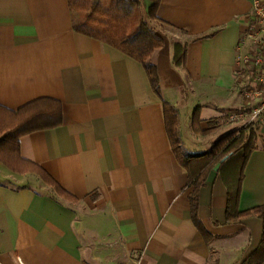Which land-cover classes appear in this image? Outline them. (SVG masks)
<instances>
[{"label":"crops","instance_id":"0c3cea01","mask_svg":"<svg viewBox=\"0 0 264 264\" xmlns=\"http://www.w3.org/2000/svg\"><path fill=\"white\" fill-rule=\"evenodd\" d=\"M255 1L159 0L155 92L140 62L73 30L67 0H0V107L17 112L46 99L61 112L58 125L19 136V157H0V264H115L135 255L140 264H240L257 247L261 218L226 219L224 179L234 163L204 174L194 223L163 106L177 110L190 153L239 128L223 115L242 104L235 54ZM150 3L142 0L144 9ZM175 42L185 45L181 66ZM255 126L239 183L243 212L264 205V119Z\"/></svg>","mask_w":264,"mask_h":264},{"label":"trees","instance_id":"16d2710c","mask_svg":"<svg viewBox=\"0 0 264 264\" xmlns=\"http://www.w3.org/2000/svg\"><path fill=\"white\" fill-rule=\"evenodd\" d=\"M159 0H151L144 9L142 0H67L71 15L72 28L75 32L104 42L127 56L140 62L150 80L155 92L159 91L158 77L154 64L150 61L153 52L164 43V38L156 32L151 21L156 22L155 12ZM173 63L181 66L184 62L185 45L174 43ZM46 99H38L11 112L0 107V157L18 156V138L25 132L56 126L61 121V112L58 104ZM39 104V105H38ZM43 104L46 106L43 107ZM164 115L167 133L170 137L172 149L180 164L188 172V186H192L190 202L192 218L199 226L195 216L197 189L203 183L204 174L210 171L221 158L227 156L219 165L218 171L228 163L239 165L237 172L230 177H224L227 187L226 219L234 221L238 217L255 215L262 219V235L257 247L240 264L264 263V205L239 211L237 198L242 167L249 153L255 145L246 132L253 124L247 127L231 130L221 135L205 152L190 153L180 145L177 131V110L170 104L164 103ZM41 110H46L41 113ZM54 111V118L50 120L48 114ZM47 118L49 121L46 122ZM8 166L11 164L6 161ZM59 193H64L53 184ZM212 264H217L213 261Z\"/></svg>","mask_w":264,"mask_h":264},{"label":"built area","instance_id":"2783aa9c","mask_svg":"<svg viewBox=\"0 0 264 264\" xmlns=\"http://www.w3.org/2000/svg\"><path fill=\"white\" fill-rule=\"evenodd\" d=\"M253 14L254 24L241 36L235 54V80L242 104L228 114V119L247 116L251 121L264 119V5L259 0L253 3ZM243 46L245 50L241 49ZM115 264H140V258L135 255Z\"/></svg>","mask_w":264,"mask_h":264},{"label":"rangeland","instance_id":"374dc122","mask_svg":"<svg viewBox=\"0 0 264 264\" xmlns=\"http://www.w3.org/2000/svg\"><path fill=\"white\" fill-rule=\"evenodd\" d=\"M232 112H226L223 116L225 117V120L226 122H228L229 124H239V130H241L242 128L244 127H247L249 124H253V126H251L248 131V129L246 130V132L249 134V136L251 137L253 143H255L257 141V137H258V133H257V129H258V126H255L258 124V121H251L248 119V116L247 117H237L235 119H228L229 116L228 114L230 115ZM223 118V117H222ZM248 121V122H246Z\"/></svg>","mask_w":264,"mask_h":264},{"label":"water","instance_id":"95a60500","mask_svg":"<svg viewBox=\"0 0 264 264\" xmlns=\"http://www.w3.org/2000/svg\"><path fill=\"white\" fill-rule=\"evenodd\" d=\"M227 156H224L223 158L220 159V161L218 163L215 164V166L213 167L214 170H216L220 164V162H222Z\"/></svg>","mask_w":264,"mask_h":264}]
</instances>
